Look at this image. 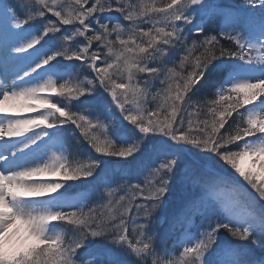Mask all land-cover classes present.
<instances>
[{
  "label": "snow or ice",
  "instance_id": "6c2138e0",
  "mask_svg": "<svg viewBox=\"0 0 264 264\" xmlns=\"http://www.w3.org/2000/svg\"><path fill=\"white\" fill-rule=\"evenodd\" d=\"M88 4L0 0V264H264V205L214 166L264 201V0ZM205 87L214 98L196 99ZM81 137L118 162L114 178H96L95 203L68 184L104 163L75 159ZM192 149L207 154L198 167L211 178L186 165L180 183L192 192L165 215Z\"/></svg>",
  "mask_w": 264,
  "mask_h": 264
},
{
  "label": "trees",
  "instance_id": "16d2710c",
  "mask_svg": "<svg viewBox=\"0 0 264 264\" xmlns=\"http://www.w3.org/2000/svg\"><path fill=\"white\" fill-rule=\"evenodd\" d=\"M87 6H91V0H89V4ZM105 18H108V13L104 14ZM45 21L47 20H52L55 23H58V21H56L55 17H52L50 14H48L45 18ZM111 19L113 21L115 20H120L122 23L124 24H128L127 21H123L122 17L120 16L119 13H113L111 15ZM219 23V20L217 19L215 22H209L206 24V32L207 34L211 35V34H216L217 31V25ZM37 26H40V24L38 23ZM62 28H64L65 30L70 29L72 26H62ZM145 27H147V25H145ZM199 39H203V35H201L199 37ZM221 44L224 47L227 48H231L233 47V45L231 44L230 41L228 40H221ZM198 54V53H197ZM177 63L179 62V58L177 57ZM87 75L91 78L92 76L87 73ZM216 78H213L212 83H216ZM104 97V96H103ZM106 99V97H104ZM214 96L212 94V92L209 90V88L205 87L203 90H201V92L199 93L198 97H196V99H200V100H204V99H213ZM150 106H154L153 104H150ZM241 111H243V109H241ZM236 119V116L234 115L232 118H229V124L232 123V120ZM225 128H228V125H225ZM224 131V130H222ZM242 144V142H239ZM229 148L236 150L237 145L233 144V145H229ZM94 150V149H93ZM223 151V150H222ZM90 152V151H89ZM95 152V151H94ZM92 153L91 154H95V158H98L100 160H102L104 163L101 165V167L99 169L96 170V174L94 177H88V178H83L82 182L80 183L79 186H83L84 184H87L89 186L92 185H98L97 183V177H101L103 174H116L115 173V169L118 166V162L116 161L115 158H111V157H102V156H97V153ZM191 155L196 159V161H192L190 160V163L194 164L195 167H198V162L200 161V157L205 156L207 154L204 153H197L195 149H192V151L190 152ZM99 155V154H98ZM214 160L216 161L215 163V167L217 170L223 172V173H227V174H231L234 173V170L229 166L224 164L222 161H219L218 158H214ZM106 161V162H105ZM109 162V163H107ZM186 164L184 163V161L182 160V158L180 157L179 159V163L177 165V176L176 179L172 182V184L170 185V189L171 191L168 193V195L166 196V200H167V208L165 209V215H170L173 211L177 210L183 199L192 192V185L190 183V185L185 189V188H181L182 185L180 183V172L185 168ZM200 170H204L202 168L198 167V173H200ZM102 191V188L99 191H94V194L92 195V199H91V203H95L97 198H98V194L99 192ZM122 193H117V196H119ZM159 212V210H158ZM218 216H222V214L218 213ZM197 223H199V220L197 221ZM65 227H68L65 225ZM164 227H167V224L164 225ZM178 235V233H177ZM231 239V237L228 236L227 233H221V240H225V239ZM176 243L175 238L173 237L172 239H169L167 241V244L165 245V248L169 251H171L173 249L174 244ZM252 247H255L254 245H252ZM175 251L178 253L181 251V249L179 247H175Z\"/></svg>",
  "mask_w": 264,
  "mask_h": 264
},
{
  "label": "rangeland",
  "instance_id": "374dc122",
  "mask_svg": "<svg viewBox=\"0 0 264 264\" xmlns=\"http://www.w3.org/2000/svg\"><path fill=\"white\" fill-rule=\"evenodd\" d=\"M27 2H28V0H25V3H27ZM221 2L223 4H225V5L234 6V7H237V8L244 6V0H221ZM113 13L114 12L108 13V17H111V15ZM38 23H39V21L36 22V26H37ZM87 73H89L92 77L95 75L94 73H91L90 71H87ZM81 78H83V77H81ZM103 96L106 97V100L107 101H109V102L111 101V97L108 96L107 93H104ZM53 99L54 100H59V99H62V98H60V97H53ZM81 99H83V97ZM63 102L67 103L68 101L67 100H63ZM72 103L73 104H77L78 102L77 101H73ZM111 107H112L114 113L117 116H119V110L115 108V105L114 104H111ZM124 123H127V122H124ZM50 131H55V130L53 129V130H50ZM66 135H69L70 136V133H66ZM156 139H163V137H156ZM250 139H255V138L253 137V138H250ZM81 141H82V145H81V149H80V154L79 155H76L75 152L73 153L74 156H75V159L82 160L83 161V160H86L90 156L91 157L95 156V154H91L90 153V152L93 153L94 150L89 147V145L87 144L86 141H83V137H81ZM241 142L243 143V141H241ZM96 155L99 156L98 154H96ZM181 158H182V160L184 161V163L186 165L195 166L194 164L190 163V160L196 161V159L191 155V153L184 154V155L181 156ZM107 163H109V162H107ZM217 171H219V170H217ZM224 174L228 175L235 183H237V184H239V185L242 186L241 191L243 192V197H244V200L245 201L252 202V200L254 199V205L253 206L254 207H257V208H259L260 205H264V201L259 200V198H258L257 194L254 192V190L251 189V187L245 181H243V179L240 178L238 176V174L235 173V171H234V173H231V174H227V173H224ZM115 175L116 174H113V173H111V174H103L101 176V178H103L104 176H108L110 179H112V178H114ZM197 176L200 177V178H211L210 176H207L205 170H200V173L197 172ZM82 179L79 180V181H69L68 184L73 185V187L71 188L70 191H71V193L76 194V193H79V192L84 191V190L92 189L93 190L92 191V194H91V199H92V195L94 194V191L95 192L96 191H99L102 188V185L97 182L98 185L89 186L87 184H84L83 186H79L80 183L82 182ZM181 185H182L181 188H185L186 189L190 185V182L185 183V184H181ZM224 187L230 188L231 185H225ZM155 214H159V212L157 211V213H155ZM227 240H231V239L229 238ZM253 248H255V247H253ZM256 254L257 255L260 254L259 249H256Z\"/></svg>",
  "mask_w": 264,
  "mask_h": 264
},
{
  "label": "bare ground",
  "instance_id": "6f19581e",
  "mask_svg": "<svg viewBox=\"0 0 264 264\" xmlns=\"http://www.w3.org/2000/svg\"><path fill=\"white\" fill-rule=\"evenodd\" d=\"M24 115H30V116H36L38 115V113H26ZM40 129H37V131H39ZM26 135H31V133H27ZM52 179H55V178H52Z\"/></svg>",
  "mask_w": 264,
  "mask_h": 264
}]
</instances>
